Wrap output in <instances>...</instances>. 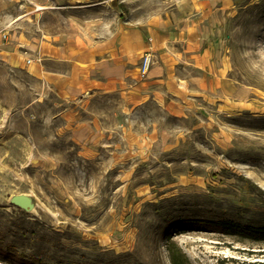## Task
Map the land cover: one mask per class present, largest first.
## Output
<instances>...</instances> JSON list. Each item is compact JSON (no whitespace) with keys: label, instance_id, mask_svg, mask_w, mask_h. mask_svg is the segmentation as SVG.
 <instances>
[{"label":"rangeland","instance_id":"1","mask_svg":"<svg viewBox=\"0 0 264 264\" xmlns=\"http://www.w3.org/2000/svg\"><path fill=\"white\" fill-rule=\"evenodd\" d=\"M201 1L0 0V264H173V249L182 264L264 260L263 242L169 232L201 218L264 225V0H210L237 102L201 97L183 115L127 110L115 93L69 101L5 51ZM88 119L100 127L93 151L73 130ZM18 193L33 207L13 204Z\"/></svg>","mask_w":264,"mask_h":264},{"label":"crops","instance_id":"2","mask_svg":"<svg viewBox=\"0 0 264 264\" xmlns=\"http://www.w3.org/2000/svg\"><path fill=\"white\" fill-rule=\"evenodd\" d=\"M209 4L213 2L201 1L180 16H156L142 26L121 22L102 35L78 31L64 38H43L23 50L6 45L5 51L8 60L24 63L31 74L69 101L84 105L95 93H115L127 110L156 102L183 115L201 97L219 106L224 103L219 99L236 101L237 85L220 50L214 8ZM25 49L33 56L31 62L22 54ZM147 53L152 62L143 75ZM73 130L93 151L87 143L99 137L100 127L88 119L75 123Z\"/></svg>","mask_w":264,"mask_h":264},{"label":"trees","instance_id":"3","mask_svg":"<svg viewBox=\"0 0 264 264\" xmlns=\"http://www.w3.org/2000/svg\"><path fill=\"white\" fill-rule=\"evenodd\" d=\"M203 226V229L222 232L227 235H235L242 239H248L253 242H263L264 243V225H257L254 223H247L242 220H238L230 217H220V218H201L193 219V221H182L174 224L169 230L170 233L179 231L184 228ZM172 262L173 264H182L181 259L178 257L176 251H172ZM239 262V263H238ZM264 264L263 259H258L255 261H238L235 259L234 264Z\"/></svg>","mask_w":264,"mask_h":264},{"label":"water","instance_id":"4","mask_svg":"<svg viewBox=\"0 0 264 264\" xmlns=\"http://www.w3.org/2000/svg\"><path fill=\"white\" fill-rule=\"evenodd\" d=\"M11 202L21 208L30 209L33 207V198L26 193H18L11 197Z\"/></svg>","mask_w":264,"mask_h":264},{"label":"built area","instance_id":"5","mask_svg":"<svg viewBox=\"0 0 264 264\" xmlns=\"http://www.w3.org/2000/svg\"><path fill=\"white\" fill-rule=\"evenodd\" d=\"M7 35L4 34V37H6ZM28 62H31L32 59L31 58H28L27 59ZM152 62V57H151V53H147L145 54V57H144V66H143V75H145L147 73V69L149 68V65L151 64Z\"/></svg>","mask_w":264,"mask_h":264}]
</instances>
